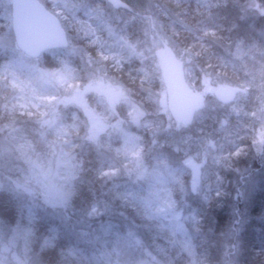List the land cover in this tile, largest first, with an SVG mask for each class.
<instances>
[{
	"label": "trees",
	"instance_id": "trees-1",
	"mask_svg": "<svg viewBox=\"0 0 264 264\" xmlns=\"http://www.w3.org/2000/svg\"><path fill=\"white\" fill-rule=\"evenodd\" d=\"M39 1L59 18L67 33L68 47L47 50L35 61L49 71L68 67L73 74H81L79 59L69 51L73 41L85 48L90 58L101 60L108 73L116 76L146 107L151 122L142 129L132 130L142 136L139 144L144 146L148 129H154L153 138L160 149L155 162L165 161V175L157 182L161 189L158 198L148 193L152 183L133 184L127 177L105 182L103 174L120 170L128 157L116 154L112 142L105 145L106 140L102 139L96 144L84 137L86 118L74 105L57 106L50 102L53 121L50 126H41L35 115H29L33 109L18 108L21 105L18 92L10 87L8 79L0 77V124L7 123L25 138H39L40 146L49 153L58 147L63 159L74 168L67 206L60 209L61 216L56 212L57 205L50 208L36 194L27 199L18 193L19 188L17 192L9 189L10 186L7 188L0 169V227L8 235L12 231L20 235L18 240L36 264H107L97 250L101 243L93 244L79 231L97 229L95 221L109 220L113 207L125 222L124 225L117 220L107 222L115 225L112 231L124 234L121 229L136 230L147 250L153 249L151 258L156 264H221L219 238L227 233H232V241L240 244L232 264H264V190L254 196V203L245 210L241 201L235 202V188L231 184L238 179L236 190H241L244 182L264 172V145L253 140L254 129L264 114L263 24L255 22L254 16L243 23L239 21L240 7L236 3L241 0H133V4L124 0L121 3L129 10L127 23L119 33L122 41L133 43L139 39L145 26L143 10L148 7L157 18L156 33L168 38L190 59L193 75L190 76L187 64L186 79L191 87L198 88L199 81L209 78L213 86L228 82L245 90L230 104L219 103L212 94L215 107H200L191 125H180V131L165 130V125L172 122L170 115L161 102L157 104L152 99L162 88L161 78L157 74L143 76L137 56H128L125 51L124 56L120 55V63L114 62L116 57L111 54L120 53L123 42H113L116 35L110 37L100 28L99 18L92 15L99 3L104 9V2ZM252 18L253 22H249ZM10 24V5L0 2V39L2 44H11V48L0 47V66L16 63L19 78L37 81L34 70L14 60L18 55L14 43L3 37ZM37 88L43 92L33 97L34 105L41 95L56 96L52 86ZM33 92L37 90L33 88ZM26 99L22 101H30L29 97ZM230 105L235 109L230 111ZM114 143L119 145L118 141ZM206 149L208 157L199 178L202 186L209 187V192L203 194L204 187L197 192L190 189L191 174L181 161ZM241 169L245 171L238 175ZM115 195H119L122 203L113 201ZM145 196L149 199L141 201ZM166 198L171 203H165ZM94 208L102 209L98 218L89 215ZM145 256L150 255L145 252Z\"/></svg>",
	"mask_w": 264,
	"mask_h": 264
},
{
	"label": "rangeland",
	"instance_id": "rangeland-1",
	"mask_svg": "<svg viewBox=\"0 0 264 264\" xmlns=\"http://www.w3.org/2000/svg\"><path fill=\"white\" fill-rule=\"evenodd\" d=\"M102 1L104 2V9L100 7V3H96L98 4L95 7L96 13L92 15L96 19L97 17L99 18L100 28L110 34V37L116 35V40L114 37L113 42H123L120 53H117V55L111 54V56L116 57V60H114L115 63H120L121 57L124 56L122 54L125 51L128 56H137L143 76L147 77L152 74H157L162 81L161 69L165 64L162 47V42H164L171 47L183 64L185 76L186 72H188V64L189 74L192 77L193 69L189 64L190 59H188L185 54L186 52L177 49L174 44H171L168 38L156 33L155 20L157 18L154 11L150 10L148 7L144 8V29L142 31L140 30V36L137 41L128 43L126 39L122 41L119 33L122 27L127 23V14L129 10L127 5H114V1L122 3L124 0ZM125 1H132L133 4V0ZM0 2L4 5L9 3L11 18V0H0ZM262 2L263 0H241L239 3H236V6L240 7L239 10L241 15L239 21L243 23L254 16V21L264 26V6H262L264 3L262 4ZM146 4L148 3L146 2ZM87 5L86 3L85 6ZM89 7L91 6L89 5L88 8ZM253 18L249 22H253ZM3 37L7 39L8 42L14 43L11 26L4 33ZM77 38L79 37L75 39ZM72 43L73 44L69 47V51L79 59L81 64L79 71L81 74H73L74 71L68 67L49 71L45 67H42L40 62L30 58H24L23 56L25 55L21 54L19 50L13 47L14 51L18 54V57L16 56L14 60L18 64L22 63L27 68L31 69V71L34 70V78L37 79V81L34 80V82H31L30 79L22 80L19 78L20 76L16 73V63H11L8 66H0V77L8 79L10 81V87L14 89V92H18L21 99V105H19L18 108L22 107L23 111L24 109H33L34 112H30L29 115H35L36 120L41 121V126H50L53 121L50 116L52 109L49 104L50 102L52 104L54 101L57 103V106L59 104H71L78 107L86 118V131L83 136L96 144L102 139L106 140L104 143L105 145L112 142V146H114L113 151L116 154L128 157V162L126 164L124 163L120 170L105 172L103 174L104 181H122L127 177L131 179L133 184L152 183V187L149 189L148 193L151 194L152 198H158L161 191L158 187V183L164 179V165L166 163L165 161L155 162V158L160 153V149L153 138L154 129H148L149 136L148 140L144 142L146 143L144 146L139 144V139L142 136L132 130V128L142 129L151 122V119L148 118L146 107L144 108L141 100L136 99V97L131 94L130 89H128L116 76L108 73L107 69L101 63V60L90 58L85 48L74 41ZM4 45L9 48L11 44H2V39H0V47H4ZM120 55L122 56L120 57ZM199 82V87H192V89L198 90L199 95L202 96L200 109L215 107L210 97L212 95L210 90L225 85L239 86L228 82L213 86L209 78H203ZM100 84L102 85L101 88L98 87ZM36 85H42L43 87H48V85L52 86L55 89L56 96L46 98L41 95V99H38L36 101L37 103L34 105L32 101L33 97L43 92L41 90L39 91ZM30 87H32V89ZM33 88L36 89L37 92H33ZM105 90L114 93L117 103L106 95ZM10 95L14 96V93ZM27 97L30 99L29 102L27 101V103H25L22 101L27 100ZM164 97L165 88L162 82L161 90L155 93L152 99L158 104L161 98L164 99ZM37 107H40V109L36 110ZM228 109L232 111L235 107L230 105ZM261 119L263 120H261L259 123L260 125L254 129L253 134V140L260 141L258 145H264V114L261 115ZM171 121L172 122H168L165 125L164 129L180 131L181 126L176 124L173 126V120L171 119ZM41 141L42 140L37 137L31 140L29 137L25 138V136L20 134L17 135L14 127H10L7 123L0 124V169L3 174L2 178L7 188L10 186L9 189L13 192L19 188L17 190L18 193L27 196V199L33 198L36 194L38 197L36 198L48 204L50 208L57 205L56 212L61 216L60 209L67 206L70 191L69 187L74 179V168H71L69 163L63 159V156L57 151L58 147H55L56 150L49 153L46 148L40 146L42 143ZM115 141H118V146L114 143ZM38 142L40 144H38ZM261 147L262 146H259V149ZM205 157H208L207 149L203 151L202 154L195 153L181 161L186 167L189 163L195 164L199 174L198 177L195 178L189 170L191 174L189 186L193 192H197L201 187H204V189H202L203 194L209 192V187L207 185L202 186L203 183L199 178L202 164H204L206 160ZM119 171H121V173H119ZM244 171L245 169H241L237 173L241 175ZM260 173L259 176H253L244 182V186L241 190L238 188L236 190L238 179L231 181V184L235 188L234 200L235 202L241 201L245 210L250 209L252 203H254V196L261 195L262 190H264V172L260 171ZM121 175L123 176L121 177ZM214 184L216 188H219V184ZM1 188L2 184L0 183V189ZM119 198V195H115L112 199L113 201H117L116 203H122L119 202ZM145 198L146 196L143 197L141 201L149 199ZM123 199H125V197ZM167 199L168 198L164 199V202L171 203ZM111 206L113 205L111 204ZM111 209L114 211L111 212L109 220L102 222L98 219L95 221L98 225L97 229L82 228L79 234L89 237L93 244L101 243L97 250L107 264H156L151 258L153 249L148 248L147 250L136 230H131L130 228H128L129 230L121 229L124 234H117V232L112 231V225H115L107 222L117 220L124 225L125 221L123 216L120 215L115 208L112 207ZM101 211L102 209L94 208L89 215L98 218ZM66 218L67 217H65V219ZM173 219L177 220L175 216ZM65 222V224H67L68 219L65 220ZM70 226L72 227V224H70ZM11 233V235L6 234L3 228L0 227V264H36L33 256L28 254V249L24 247L23 242L18 240L20 235L15 231ZM221 236L222 237L219 238V240H222L219 261L221 264H232L237 258L240 244L238 241H236V243L232 241V233ZM184 245L187 251V244L184 243ZM145 252H147V254L149 253L150 256L146 257ZM153 257L156 259L155 256Z\"/></svg>",
	"mask_w": 264,
	"mask_h": 264
},
{
	"label": "water",
	"instance_id": "water-1",
	"mask_svg": "<svg viewBox=\"0 0 264 264\" xmlns=\"http://www.w3.org/2000/svg\"><path fill=\"white\" fill-rule=\"evenodd\" d=\"M114 4L119 2L114 1ZM11 26L16 47L30 58L37 59L46 50L65 48L68 45L66 32L59 19L38 0H11ZM162 47L165 64L161 75L166 95L165 105L174 122L188 126L193 121L201 99L187 83L183 65L175 52L164 42ZM211 91L220 103L227 104L244 89L225 85ZM105 93L117 103L113 92L106 90ZM188 168L193 177H198L199 172L194 163H189Z\"/></svg>",
	"mask_w": 264,
	"mask_h": 264
}]
</instances>
